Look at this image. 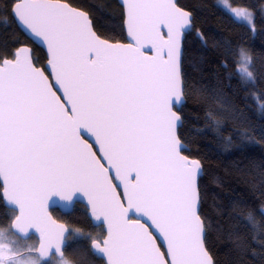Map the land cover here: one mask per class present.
Masks as SVG:
<instances>
[{"label": "snow or ice", "instance_id": "6c2138e0", "mask_svg": "<svg viewBox=\"0 0 264 264\" xmlns=\"http://www.w3.org/2000/svg\"><path fill=\"white\" fill-rule=\"evenodd\" d=\"M125 7L131 44L101 39L89 15L65 0H13L15 17L46 43L65 99L33 65L30 49L0 63V176L6 197L20 207L12 226L39 233L41 256L53 248L62 255L67 227L48 203L54 194L70 201L80 192L92 215L106 221V238L94 247L108 264H214L198 211L202 164L183 154L181 116L173 110L183 93L179 51L191 13L175 0H125ZM81 129L95 138L108 167ZM133 211L163 235L167 258L148 226L129 218ZM12 258L0 246V260Z\"/></svg>", "mask_w": 264, "mask_h": 264}, {"label": "trees", "instance_id": "16d2710c", "mask_svg": "<svg viewBox=\"0 0 264 264\" xmlns=\"http://www.w3.org/2000/svg\"><path fill=\"white\" fill-rule=\"evenodd\" d=\"M65 1L88 12L101 37L126 40L117 0ZM218 1L178 0L193 16L184 39L179 136L189 147L184 153L203 165L200 214L215 264H264V0H227L247 10L254 27ZM12 6L13 0H0V62L29 44L35 64L44 66V50L17 26ZM241 45L253 53L254 83L242 82L235 71L234 56ZM52 212L70 228L66 257L75 264H104L90 244L105 232L92 225L86 207L77 203L72 213ZM15 215L4 203L0 183V228L14 236L10 225Z\"/></svg>", "mask_w": 264, "mask_h": 264}, {"label": "water", "instance_id": "95a60500", "mask_svg": "<svg viewBox=\"0 0 264 264\" xmlns=\"http://www.w3.org/2000/svg\"><path fill=\"white\" fill-rule=\"evenodd\" d=\"M117 1L119 2V4L123 8V17H124L123 26H124V31H125V35H126V40L125 41H111V40H108L106 38L101 37L98 34V32L95 30L94 23H93V20H92L90 14L88 12H86L85 10H83V9H80V8L75 7L73 5L72 6L75 7V8H77V9H80L81 11L86 12L89 15V18L92 21L93 30L96 32V34L101 39L108 40L110 43H119V44H131V43H134V41L132 40V38L128 35L125 0H117ZM65 2H67V1H65ZM175 2H176V4H177L178 7H181L178 4V0H175ZM67 3H69V2H67ZM12 8H13V6H12ZM181 8L184 9L183 7H181ZM184 10L185 11H188L186 9H184ZM12 15H13V18H14L17 26L21 29V31L35 45H37L38 47H40V48H42L44 50L47 59H46V62L44 64V66H37L35 64V61H34V56H33L34 50H33V47L31 45H29V44H23V45L19 46L15 50L13 58H5V59H14L17 50L20 49V48H28V49H30V56H31L33 65L35 67L39 68L41 71H43L44 75L48 77L49 83L52 85L53 91H55L56 94L61 97V100L65 99L63 97L62 89H60L59 88V85L55 82V75H54V73L52 71V68L48 64V61L50 59V53L48 51V48H47L46 43L43 42L42 38L36 37L31 32L30 29H28L18 18H16L15 15L13 14V11H12ZM191 19H192V24H191V26L189 28H187V29L184 30L183 36L181 37V41H180L179 67H180V74H181V79H182L183 93H182L181 99L178 102H175L174 105H173V110L176 111L178 113V115H180V116H181L180 110H181L182 106L185 103L184 82H183V77H182V61H183V55H184V39H185V35L191 30V28L193 26V16H192V14H191ZM162 32L165 33V35H166L167 34V29L166 28H162ZM144 51L148 55H154V50L152 51L151 48H145ZM5 59H3V60H5ZM3 60H2V62H3ZM2 62H0V63H2ZM69 111H71L70 106H69ZM182 123L183 122H182V116H181L180 121L177 123V133H178V135H179V129L182 126ZM81 135L92 146V150L96 153L97 158H100L101 159V162L104 163L105 167H108L107 161L103 158V153L99 150V144L95 141V138L90 133H88L87 130H85V129H81ZM182 143H183L182 152H183V154H185L184 151L188 150L189 147L183 141H182ZM190 158H192V157H190ZM203 172H204V169H203V165H202V168H201V170H200V172L198 174V177H197V184H198L199 192H200V179L203 176ZM109 176L112 179L113 185L116 186L117 192L119 194H121V199L123 200L124 199V197L122 195L123 194V186H122L121 182L118 179L115 178V172H114V170H112V169L109 170ZM133 179H135V175L134 174H133ZM0 183L2 185V197H3V200H4L5 205L9 209H12V210H14L16 212V215L14 216V218H13V220L11 222V225H10L12 232L17 237H19L22 240H28L31 237H35L37 239V248L36 249H38L40 236H39V233L34 228L33 229H30L27 234H24V233L16 230L12 226L13 221L20 214V207H19V205L15 201L9 200L6 197L5 192H4L5 183L3 181L2 176H0ZM77 203L83 204L86 207V209H87V215H88V217H89V219H90V221H91V223H92L93 226H96V227L102 226L103 227L104 232H105V235L102 238H106V235H107V227H106V221H105V219L103 217H100L99 219H97V218H95L92 215L91 209H90V205H89V203L87 201V198L82 193H80V192L75 193L73 195V198L70 201L69 200H64L59 195L54 194L50 198V200H49V203H48V212L52 216L53 219L57 220L60 223L65 224L66 227H67V231L65 232L64 238H63V243H62V248H61L62 255L59 254V253H57L56 250H55V248H53L51 250V253L49 254V256L46 257L47 259H44L43 260L44 262H49L52 259L53 256H56L59 259L61 257H65L66 256V248H67V245H68V238L70 236V228H69V226L65 222L56 219L54 217V215H53L52 210L58 209L63 214H69V213H72L74 211V208H75V206H76ZM200 210H201V194H200V201H199V205H198V211H199V213H200ZM129 218L130 219H140L143 223H145L148 226L149 231L152 233L153 237L155 238V241H156L157 246L159 247V249H160L161 252L165 253V258H167V241L164 239L163 235L160 234L157 229H155L154 225L151 224V221L148 220L147 217L139 216L137 213H135V211H133V212L130 213V217ZM205 238H206V226H205V232H204V243H205ZM97 240L98 239H94V240L91 241V244H90L91 250H92V252L98 258H100V259H102L104 261V264H108V260H107L106 254L103 251H101V250H99V249H97V248L94 247V244H95V242ZM205 246H206V243H205ZM206 248H207V246H206ZM35 253H36L37 256H41L36 250H35ZM210 255H211V253H210ZM212 259L214 261L213 256H212ZM214 264H215V261H214Z\"/></svg>", "mask_w": 264, "mask_h": 264}, {"label": "rangeland", "instance_id": "374dc122", "mask_svg": "<svg viewBox=\"0 0 264 264\" xmlns=\"http://www.w3.org/2000/svg\"><path fill=\"white\" fill-rule=\"evenodd\" d=\"M218 4L220 6H223L225 9L229 10L231 14L234 15V17L240 20H243L248 25L254 27L253 16L247 10H241V9L235 8L231 6L227 0H219ZM233 9H237V10L249 13L250 17L247 19L244 17H241L237 15V13L233 11ZM260 104L264 106V101H260ZM101 237L102 236L93 237L92 239L93 240L100 239ZM0 246H3L6 249L10 250V252L13 254V258L11 260H8L6 264H27V262L31 259V257L37 256L34 253V249L37 246V243L34 240L22 241L18 237L14 236L10 231L2 229V228H0ZM59 260H60L59 258L54 257L50 261V264H59ZM68 260L71 261L70 259ZM42 264H44V262H42Z\"/></svg>", "mask_w": 264, "mask_h": 264}, {"label": "clouds", "instance_id": "9594fccd", "mask_svg": "<svg viewBox=\"0 0 264 264\" xmlns=\"http://www.w3.org/2000/svg\"><path fill=\"white\" fill-rule=\"evenodd\" d=\"M235 71L237 75L241 78L242 82H255V72L252 68L254 57L252 51L244 45L237 47L235 56ZM47 259L43 256H33L27 262V264H42V261ZM0 264H6L5 261L0 260ZM59 264H74V262L69 261L67 258L61 257Z\"/></svg>", "mask_w": 264, "mask_h": 264}, {"label": "flooded vegetation", "instance_id": "af4514ba", "mask_svg": "<svg viewBox=\"0 0 264 264\" xmlns=\"http://www.w3.org/2000/svg\"><path fill=\"white\" fill-rule=\"evenodd\" d=\"M102 237H103V236H102ZM102 237H101V238H102ZM32 238H33V237L29 238L28 240H32ZM101 238H100V239H101ZM19 239H20V238H19ZM20 240H22V239H20ZM28 240H22V241H28ZM36 241H37V240H36ZM36 241H35V242H36ZM36 243H37V242H36ZM36 248H37V246H36ZM36 248L34 249V253H35ZM35 254H36V253H35ZM54 257H56V256H53L52 258H54ZM65 257H66V256H65ZM65 257H64V258H65ZM51 260H52V259H51ZM51 260H50V261H51ZM50 261H49V262H44V261H42V262H44V264H50ZM6 263H7V261H6Z\"/></svg>", "mask_w": 264, "mask_h": 264}]
</instances>
